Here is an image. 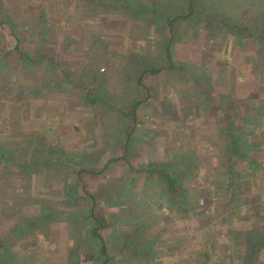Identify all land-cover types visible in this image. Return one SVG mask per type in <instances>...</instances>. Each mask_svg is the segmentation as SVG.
Masks as SVG:
<instances>
[{
    "label": "rangeland",
    "instance_id": "1",
    "mask_svg": "<svg viewBox=\"0 0 264 264\" xmlns=\"http://www.w3.org/2000/svg\"><path fill=\"white\" fill-rule=\"evenodd\" d=\"M137 1L142 5L143 0ZM10 2L15 7L19 6V0ZM39 2L40 0L35 1L38 8ZM201 2L206 13H213L218 18L225 16L233 23L238 20L241 21L240 24H249L255 18L261 19L264 13V0ZM64 3L58 0V3H50L45 7L49 11L48 18H53L50 23L53 34L45 45L46 49L51 50H46V54L54 56L63 64V68L72 72L84 74L91 70L99 77H105L107 90L112 94L109 98L115 104V109L103 112L101 105H98L99 111L84 105L80 96H84L88 89L96 90L99 87L96 82L85 78L73 83L82 86L81 92L68 87L64 92L45 93L41 99L31 103L30 118L25 124L28 128L22 129L46 135V141L52 145V149L74 152L79 156L88 153L86 156L91 164L96 161L94 154H97L98 163L93 169L100 174L83 175L86 182L85 194L79 190L80 195H72L73 200L76 198L73 202L64 190L67 182L74 180L63 172L58 176V168L46 167L30 179H26L24 175L12 177L7 168H4L0 171V235L2 238L11 235L24 218L35 223L43 211L48 209L54 212L75 211L81 216L78 224L73 226L71 216L59 218L54 226H39L35 229L34 239L27 242V247L23 248L18 237L13 239L14 247L23 250V259L29 264H103L105 260H93V256L87 253L88 250H80L91 241L86 229L94 228V224L86 221V217L89 208H92L97 218L105 217L108 221L109 227L99 233L113 249L112 255L120 253V249L130 247V244L134 245V249H140L144 246V241L153 244L157 255L149 260L136 259L133 254V258L129 260L118 255V259L110 260L109 264H197L199 246L196 240L203 241L223 230L218 223L220 218L198 223L194 220L195 215L184 220L173 214L168 207L169 199L155 183L156 179L146 174V167L169 165L176 172H185L187 166L195 167L199 163V172L194 170V174L186 173L183 181L190 189V198L195 199L196 208L197 198L211 199L209 189L205 188L214 179L223 180L219 178V173L223 171L221 163L224 162L217 158L220 157L215 144L217 130L213 129L221 115L218 110L207 107L204 85H212V96L220 103H228V98L223 97L222 93L231 91L236 99L250 97L252 103L257 104L260 94L251 93L259 92L260 88L264 91V77L255 72L256 65L264 74V47H257L253 41H247L244 47L240 46L238 41L235 42L234 34L227 29L223 34L215 35L213 40L207 38V31L199 35L190 30L183 34V42L175 46V59L178 60L176 64L187 67L185 72L172 70L159 76H151L138 87L130 83L122 69L129 60L140 55L161 58L156 38L147 37L148 26L138 22L132 24L115 14L101 16L88 13L86 5L75 4L72 0L71 4ZM32 6L35 7L31 2L24 3V9H33ZM20 12L17 10L15 14ZM64 12L74 15L75 19L66 21L62 16ZM30 19L20 16L15 21L21 24L19 26L25 46L32 49L36 47V37L25 25ZM129 24L132 25L130 31L133 34L129 32L125 36L123 27ZM198 26L199 31L205 27ZM222 36L225 38L224 42L220 40ZM68 40L71 44H67ZM0 42V55L7 54L12 48L13 38L6 26L0 27ZM235 69L239 70L235 72ZM187 71L195 77L194 80L185 75ZM16 79L20 85L32 86L35 83V79L26 75H19ZM197 80L202 81V86L195 82ZM234 87L239 91L232 90ZM12 96L11 94L10 97ZM5 98H9L8 91L0 92V111L6 109L3 104ZM21 99L22 96L17 97V100ZM135 100H140L136 109L138 119L125 156L122 153L125 151L122 143H118V133L123 128L120 109L125 116H129V120L125 119L126 125L130 124V112ZM122 104L125 105L124 108ZM5 114H0L1 133L6 132L2 120L10 112ZM112 159H119V162L115 161L106 170V164ZM125 159L129 161L125 162ZM139 168L143 170L140 174L137 171ZM9 178L16 184L13 185ZM203 185H206L205 188ZM105 188L107 190L103 193ZM88 196L97 198L96 202ZM14 199H18V204L13 202ZM119 200H123L124 204L118 203ZM242 206L248 207L249 203L244 201ZM211 210V214L214 213V209ZM223 212L225 221L227 213ZM198 219L201 216L198 215ZM15 235L17 234L14 232L13 236ZM71 236L77 237V241H73ZM218 238L221 242L219 236ZM226 251L225 247L219 248L220 256L224 257ZM234 252L236 255L231 258L235 264L241 261L239 257L242 255L237 254L239 249H234ZM80 253L82 260L77 258ZM91 260L94 262L91 263ZM248 262L252 264L251 260Z\"/></svg>",
    "mask_w": 264,
    "mask_h": 264
},
{
    "label": "trees",
    "instance_id": "2",
    "mask_svg": "<svg viewBox=\"0 0 264 264\" xmlns=\"http://www.w3.org/2000/svg\"><path fill=\"white\" fill-rule=\"evenodd\" d=\"M35 1L19 0V6L15 7L10 0H0V27L9 28L13 38L12 48L7 54L0 55V92L8 91L9 97L3 99L6 109L0 111V114L6 113L5 115H8L10 112L2 120L3 129L7 134L0 132V171L7 168L8 173L13 175L12 177L24 175L26 179H30L36 172L52 166L59 169L58 176L63 173L65 175H72L73 173L82 180L84 174H100L93 169L98 163L97 154H94L96 161L94 160L91 164L86 156L88 153L79 156L74 152L58 148L52 149V145L46 141V135L32 130L29 133L26 129H22L28 128L25 124L30 118V105L41 99L45 93L64 92L68 90V87H73V89L81 92L83 91L82 86L73 83L83 81L85 78L90 82H96L99 87L96 90L86 87L88 89L87 92L85 91L86 94L80 96L85 102L84 105L87 104L96 110L99 109L98 105H101L103 112H105L106 110H114L115 104H112V99L109 98L112 94L107 90L105 77H99L97 73L91 72V70L84 74L72 72L63 68V64L54 56L46 54V50H51L46 49L45 45L49 43L53 34L52 29H50L53 18L51 20L48 18L49 11L45 7L50 3H58V0H40L39 8ZM61 1L71 4V0ZM72 1L75 4L86 5L88 13H96V15L100 14L101 16L115 14L129 20L132 24L138 22L148 26L147 37L156 38L155 42L161 50V58L154 59L149 55H140L133 60L131 59L132 61L129 60L127 66L122 69L130 83L138 87L151 76H159L161 73L172 70L185 72L187 67L176 64L178 60L175 59V46L183 42V34L190 30L196 31L199 35L203 31H207L209 33L207 38L213 40L215 35L223 34L224 30L227 29L234 34L235 37L233 38L235 42L238 41L240 46L244 47L247 41H253L257 47H264V13L261 19L255 18L249 24H240L241 21L238 20L233 23L225 16L218 18L213 13H206L204 7L201 6V0H143L142 5H139L137 0ZM29 2L33 3L35 7L24 9V3ZM17 10L21 12L15 14ZM20 16L31 18L25 25L36 37L35 48L29 49L25 46L26 42L23 41L21 34V24L15 21ZM62 16L69 22L75 19L74 15L68 12H64ZM198 25H205V27L199 31ZM131 26L129 24L125 28L123 27L125 36H128L129 32L133 34L130 31ZM185 26L186 28H184ZM220 40L224 42L225 38L222 36ZM67 44H71V42L68 40ZM257 53H259V49H257ZM238 70L235 69L234 71ZM255 72L264 77L256 65ZM19 75L30 76L33 79L36 76L37 78L32 86L20 85L19 80L16 79ZM185 75L188 77V71ZM189 78L195 79L192 75H189ZM240 79L243 80V77ZM195 82L202 86V81L197 80ZM204 87V100L207 107L218 110L221 115L218 116L217 124L213 129L217 130L215 144L217 150L219 149L218 155L220 156L217 158H221L224 162L221 163L223 171L219 173V178L223 180L214 179L211 185L206 188V185H203V188L209 189L210 194L208 195H212L211 199L197 198L198 207L196 208L195 199L190 198V189L185 186L183 181L186 173L194 174V170L196 173L199 172V163L194 165L195 167L187 166L188 169L185 172H176L169 165L147 166L146 174L152 179H156L155 183L159 185L164 195L169 199L170 211L179 215V218L188 220L195 215L194 220L198 223L201 221L210 222L214 218H220L218 223L222 225L223 230L218 232L219 235L213 234L211 238L199 242L196 240L199 246L197 264L233 263L234 259L231 257L236 255L234 249H239L237 254L241 253L242 255L239 257L241 261L235 262V264H249L248 261L250 260L252 264H264V261L261 263V260H264V91L260 88L259 92L252 91L251 93L253 95L260 94L258 97L259 104L252 103L250 97L242 100L236 99L231 95V91L222 93L223 97L228 98V103H220L212 96V85L205 84ZM232 90L239 91L236 87ZM11 94L12 97H10ZM18 96H22V99L17 100ZM230 97L233 98L229 99ZM139 103L140 100H135L132 104L131 122L127 125L126 121L129 120V116H125L120 109V113L123 115L120 117V123L123 128L118 133V143H122L125 150L122 153L125 156H127L126 151L130 147L131 137L135 134V125L138 119L136 109ZM124 107L125 105L122 104V108ZM125 119L127 120L125 121ZM115 161L117 163L119 159L109 161L105 169L109 170ZM127 161L129 160L125 162ZM81 162L82 164H80ZM140 168L137 170L139 174L140 171H143ZM10 181L13 185L16 184L12 179ZM80 186L78 188L76 185L70 184L65 186V194H68L73 202L75 200H73L72 195H76L79 188L85 193V187L81 183ZM106 190L105 188L102 192L105 193ZM91 199L95 203L97 198L91 197ZM122 201L119 200L118 203L122 204ZM244 201L249 203L248 207L242 206ZM13 202L18 204L16 202L19 201L14 199ZM212 208L214 213L211 214ZM223 211L227 213L225 221L223 220ZM96 215V212L89 208L86 221L94 224V228H88L89 231L86 229L91 241L88 242V246L82 247L80 250H88L89 253L93 254V260H105L103 264H109L110 260H117L118 257L111 254L113 249L99 233L100 230L109 227L108 221L105 217L99 219ZM198 215L201 216V219H198ZM68 216L73 218L71 219L73 226L75 223L78 224V220L81 219V216L75 211L55 210L54 212L51 209L43 211L35 223L24 218L22 222L18 223L16 230L11 232V235L6 236L7 238L5 236L2 238L0 235V264H29L23 259V250L14 247L13 239L18 237L23 248L27 247V242H32L31 240L34 239L35 229L39 226H54L57 219ZM82 228L85 226L82 225ZM14 232L17 235L13 236ZM218 236L221 242L218 241ZM71 237L73 241H77V237ZM74 244L77 245L76 242ZM133 246L131 245L128 251L127 249L120 250L122 256L125 255V258L129 260L130 255L131 258L136 256L137 259L141 257L153 258L156 255L153 244H150L151 247L148 249L145 247L134 249ZM178 246L180 245L178 244ZM221 247L227 248L224 257L219 254ZM22 260L24 261L22 262Z\"/></svg>",
    "mask_w": 264,
    "mask_h": 264
},
{
    "label": "crops",
    "instance_id": "3",
    "mask_svg": "<svg viewBox=\"0 0 264 264\" xmlns=\"http://www.w3.org/2000/svg\"><path fill=\"white\" fill-rule=\"evenodd\" d=\"M86 153V152H85ZM87 175H90V174H87ZM70 179H73L74 181H68L67 182V185H76V187L78 188V186L79 187H81L80 186V183L82 184V186H86V182H85V180H84V178H83V176H82V180H80V178H78V177H76L73 173H72V175H70ZM68 179V177L67 178H65V180H67ZM86 188V187H85ZM78 190V189H77ZM79 190L80 191H82V189L81 188H79ZM78 190V195H80V191ZM65 191V190H64ZM76 194V195H77ZM85 194V193H84ZM85 196L86 195H84V198H85ZM90 199H91V197L90 196H88ZM79 199H82L83 200V198H81L80 196H79ZM75 200H76V198H75ZM68 212V211H67ZM89 231V230H88ZM144 244V246L143 247H145L146 249H148L149 247H151L150 246V244L149 243H143ZM123 246L125 247V244H123ZM130 247H131V244L129 245ZM130 247H126V248H123V249H127V251H128V249L130 248ZM121 250V249H120ZM84 252H86V251H84ZM87 253H89V252H87ZM86 254V253H85ZM89 255H92L93 256V254L92 253H89ZM114 255V254H113ZM117 255V257H118V255L119 256H122V254L121 253H118V254H115V256ZM91 256V257H92ZM125 256V255H124ZM77 258H79V260H82V259H80L81 258V253L80 254H78V256H77ZM131 258V255L129 256V259ZM118 259V258H117ZM126 259V258H125ZM137 259V258H136ZM140 260H149V258H146V257H141L140 258ZM156 260H158V259H156ZM92 261L93 260H91V263H92ZM94 262V261H93ZM146 264H148L147 262H145ZM149 264H151V263H149Z\"/></svg>",
    "mask_w": 264,
    "mask_h": 264
}]
</instances>
